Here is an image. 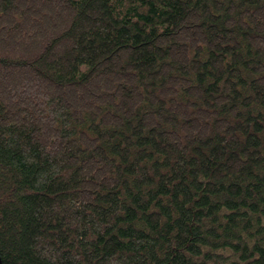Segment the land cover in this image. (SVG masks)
Returning <instances> with one entry per match:
<instances>
[{"label":"trees","instance_id":"trees-1","mask_svg":"<svg viewBox=\"0 0 264 264\" xmlns=\"http://www.w3.org/2000/svg\"><path fill=\"white\" fill-rule=\"evenodd\" d=\"M0 264H264V0H0Z\"/></svg>","mask_w":264,"mask_h":264}]
</instances>
